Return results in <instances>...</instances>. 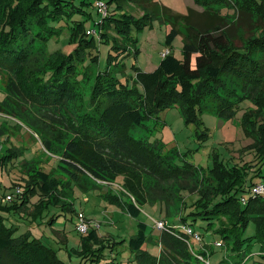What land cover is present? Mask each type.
<instances>
[{"label":"trees","instance_id":"obj_1","mask_svg":"<svg viewBox=\"0 0 264 264\" xmlns=\"http://www.w3.org/2000/svg\"><path fill=\"white\" fill-rule=\"evenodd\" d=\"M124 1L135 4L142 15L107 14L100 23L95 19L97 30L90 31L85 22L91 14L84 7L91 0H0L4 103L34 117V129L44 148L59 162L51 172L28 170L22 196L10 205L0 204V264H66L28 230L15 234L17 225L4 219L25 209L34 195L39 196L35 213L52 204L72 210L67 201L72 183L87 187L92 181L99 186L113 183L117 177H121L120 193L125 197L111 199L124 213L137 217L143 203L157 200L163 202L166 216L178 208L176 222L166 223L157 239L146 234V222L138 221L136 233L121 240L138 264H210L208 248L212 245L202 243V235L194 229L197 226L219 234L222 242H216L220 247L225 244L234 257L229 264H245L253 255L248 252L256 244L253 239L264 241V195L251 191L253 184H264L261 166L247 184L252 196L238 198L244 190L246 169L251 168L248 163L239 168L215 160L207 171L187 161L177 165L174 155H163L157 145L132 134L170 107L180 108L185 123L198 124L199 112L231 119L237 107L248 102L250 113H243L240 124L253 140L249 147L264 161V0H194L203 11L188 7L184 15L154 0L107 3L115 2L120 10L118 3ZM221 9L228 11L223 14ZM231 14L260 32L249 34L240 46L234 45L225 32ZM76 15L78 19L73 18ZM155 19L167 25L166 45L181 36V56L168 50L152 71L133 66V85L123 82L117 76L125 67L121 59L138 51L132 31L152 28ZM31 24L36 33L30 31ZM67 29L75 48L68 53L59 49L49 53L46 42ZM26 37H30L28 43ZM36 40L42 46L31 52ZM97 42L109 46L105 68L99 69L96 59L90 57L92 63L80 69ZM89 77L93 78L91 91L83 94L82 81ZM55 151H61L60 155ZM8 158L10 155L1 158L0 166ZM250 222L255 226L254 235L245 237ZM84 234L82 248L76 251L81 263L97 264L113 253V240L98 237L96 228L89 227ZM194 234L201 238L198 251L187 243ZM148 241L158 243V254L144 248ZM94 244L98 246L94 248ZM257 254L264 258V245ZM261 260L252 264H262Z\"/></svg>","mask_w":264,"mask_h":264},{"label":"rangeland","instance_id":"obj_2","mask_svg":"<svg viewBox=\"0 0 264 264\" xmlns=\"http://www.w3.org/2000/svg\"><path fill=\"white\" fill-rule=\"evenodd\" d=\"M91 1L84 7V10L91 14V18L85 22L86 29L90 31L94 28L97 30V26L93 25V21L96 19L95 23H100L107 14L114 12L119 14L125 11L134 17L142 15L141 9L129 1L119 2L120 10L115 2L107 3L108 0ZM98 1L104 3L103 7L106 11L104 15H100L101 13L97 9ZM154 1L168 6L174 12L182 15L187 14L188 7H192L199 12L204 9L202 5L194 0ZM225 11L228 10H220L223 14ZM233 15L227 16L228 22H226L225 32L234 45L240 46L241 41L248 37L249 34L253 36L260 32L251 28L252 25L238 22V19H235L236 12L232 18ZM73 18L78 19L79 17L76 15ZM98 18L99 20L97 21ZM32 20L30 23H32ZM32 29L36 33L34 26L31 24L30 31ZM167 30V25L155 19L152 23V28L144 26L140 30L132 31L138 51L136 54H128L121 59L125 63V67L123 70L118 71L117 76L123 82L127 80L130 85H133L134 80H136V72L133 66L142 70H152L159 63L162 53L165 54V50H170L175 56H181V36L177 35L170 45H166L165 36ZM68 31V29L67 31L64 30L61 35H57V37L46 42V49L49 53L58 49L63 53H68L75 48V43L70 41V33ZM29 39L30 37H26L24 39L25 43H28ZM108 42L110 43V40H107ZM34 45L36 47L32 46L31 52L40 48L42 43L36 40ZM108 50L109 46L107 44L97 42L89 49L86 54L87 59L79 68L82 69L83 65L87 66L92 63L90 60V57H92L96 59L98 68L104 69ZM5 78V75L4 77L0 76V161L3 162L1 158L7 155H10L11 158H8L4 165L0 166V204L8 203L10 205L13 199L22 196V191L25 189L26 181L28 180V170L40 168L45 172H51L58 167L59 162L57 157L48 153L44 148L38 135V130L34 129V127L37 128L35 124L37 121L34 117L30 113L27 114L28 116L20 114L18 113L20 110L13 109L9 103H4L7 94ZM92 84L93 78H87L86 81H82L80 91L83 94H89ZM248 105V102L240 104L237 107L235 117L231 119L220 118L208 112H199L200 122L198 124L185 123L184 117L179 110L180 108L174 106L159 112L157 118L146 121L145 126L136 127L132 130V134L135 137L145 138L153 145H157L163 155H174L173 163L177 165H182L187 161L201 167L203 171H207L213 167L215 160L222 162L224 165L239 168L248 163L251 168L246 169L247 179L246 183L244 182L243 184L244 190L237 194L238 198L244 197L247 199L252 196L247 186L250 183V177L254 175V171L258 166H261L262 172H264V161L260 162L256 157V151L249 147L253 140L246 136L240 124L243 113H250ZM13 114L16 116H13ZM261 116L264 120V109ZM55 152L59 155L61 153V151ZM255 180L258 181L259 178ZM120 182L121 177H117L113 183L99 184V186H95L92 181H90L92 185L87 187L72 183L67 199L69 201L68 206L72 210L62 209L61 204H52L43 210L38 209L37 213H35V203L39 201V196L34 195L30 197L25 209L14 211L4 220L7 221V224L17 225L15 234L24 233L28 230L32 236L39 238L45 247L54 250L58 258L66 264H86V262L81 263L79 256L76 254V251L82 248L81 236L85 235L84 232L78 229L80 225L79 214H81L83 222L86 223L88 228H96L98 237L111 239L116 245L113 253L108 254L105 257L106 259L103 258L97 264H138L130 253L126 242L121 240L128 239L136 233L138 221L146 222V234H151L153 238L157 239L159 230L163 229L166 223L176 222V216L174 215L178 213V208L177 206L174 207L171 215L166 216L165 206L162 201H147L141 205L139 215L132 217L124 213L121 206L113 200L118 199V196L125 197L120 193ZM259 184L262 183L253 184L252 188L258 187ZM18 189L19 192L15 193ZM255 192L256 196L264 195V192H259L258 190ZM7 195L10 198H7ZM194 197L195 195L193 199ZM34 214L39 215L33 218ZM254 228V223L250 222L245 231V237L253 236ZM194 229L202 235V243L207 246L212 245L208 248L210 264H220L225 261L228 264L233 262L232 252L225 244L221 247L215 246L216 241H221L218 233L206 232L198 226ZM194 235L188 238L187 243L194 251H198L201 243L199 244ZM255 240L254 238L253 241L257 245L254 244L252 250H248L249 253L253 252V255L248 260L246 259L245 264H252L253 260L258 258H261V263L264 264V258L257 254L261 246L264 245V241L256 242ZM258 245H260L259 249ZM97 246V244L93 245L94 248ZM144 248L153 254H158L160 249L158 243L152 241L146 242Z\"/></svg>","mask_w":264,"mask_h":264},{"label":"built area","instance_id":"obj_3","mask_svg":"<svg viewBox=\"0 0 264 264\" xmlns=\"http://www.w3.org/2000/svg\"><path fill=\"white\" fill-rule=\"evenodd\" d=\"M103 5H104V3L102 2V1H98L97 2V9H98V11L101 13L100 15H104L105 13H106V11H105V8L103 7ZM93 32V31H92ZM168 51L167 50H165V54L167 53ZM165 54H163L162 53V56H164ZM259 191V192H264V184H259V186L258 187H256V188H252V192L253 193H256L255 191ZM17 192H19V189L18 190H16L15 191V193H17ZM7 198H10V196L9 195H7ZM79 219H80V225L78 226V229L80 230V231H82V232H84V233H86V230H87V225H86V223L85 222H83V219H82V215L81 214H79ZM85 225H86V227H85ZM160 225V224H159ZM161 227H162V225H160ZM188 229V228H187ZM187 229H186V231H187ZM191 231H190V229H188V233H190ZM194 237H196V239L198 240V241H200V237H199V235H194ZM216 245L217 246H220V243L219 242H216ZM199 258H200V256H198Z\"/></svg>","mask_w":264,"mask_h":264},{"label":"crops","instance_id":"obj_4","mask_svg":"<svg viewBox=\"0 0 264 264\" xmlns=\"http://www.w3.org/2000/svg\"><path fill=\"white\" fill-rule=\"evenodd\" d=\"M160 61V60H159ZM158 65V64H157ZM156 67H154L152 70H154ZM152 70H144V71H152Z\"/></svg>","mask_w":264,"mask_h":264}]
</instances>
